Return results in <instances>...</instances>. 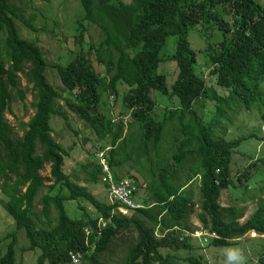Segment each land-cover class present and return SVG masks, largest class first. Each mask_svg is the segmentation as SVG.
Listing matches in <instances>:
<instances>
[{
    "label": "trees",
    "instance_id": "obj_1",
    "mask_svg": "<svg viewBox=\"0 0 264 264\" xmlns=\"http://www.w3.org/2000/svg\"><path fill=\"white\" fill-rule=\"evenodd\" d=\"M80 4L84 15L76 20L75 36V47L79 44L80 50L66 64H50L38 39L21 36L17 21H22V8L14 0H0V190L7 198L8 213L15 218L16 227L23 229L30 239L28 251L40 247L48 256L53 254L57 264H65L63 259L73 247L82 252V264H98L102 252L99 231L95 222L88 220L89 212L80 200H90L107 209L109 232L111 228L128 229L131 225L139 230V241L128 253L130 264H182L185 258L178 254L192 249L180 239L182 231L189 229L185 222L195 210L191 185L185 190L182 186H170L167 195L156 196V200L174 196L167 204L161 202L148 211L139 209L137 216L128 219L110 216L111 206L99 202L86 186L74 183L64 172L69 152L53 139L51 121L54 116L67 121L69 111L97 135L102 152L110 145L108 163L116 182L122 180L117 169L128 163H133L144 180H154L153 187L160 180L177 178L174 160L185 171L186 181L201 175L197 180L200 219L220 235L213 245L232 247L236 239L251 231L264 236V214L240 225L237 208L221 205L223 192L242 183L241 178L238 184L231 179L236 151L253 139L264 143V137L251 133L227 141L216 132L224 123L222 120L230 121V114L237 112V108L249 111L255 107L264 122V6L256 0H80ZM85 23L100 29L103 39L98 44L86 41ZM26 25L35 30L27 22ZM192 31L206 45L203 50L197 49L198 53L189 40ZM170 37L176 38L175 49L163 58L162 49ZM206 51L207 59L202 62L199 54ZM166 61L174 62L178 69L171 84L166 65H161ZM93 62L102 66L103 71L97 70ZM48 68L57 71L63 85L60 90L48 84ZM206 70L216 79L215 85L208 86ZM20 73L32 84L37 97L33 103L35 114L23 123L22 137L15 136L5 118L6 112L11 111L10 88L18 87ZM121 86L127 88L123 94ZM215 86L226 93L220 94ZM18 91L24 100V92ZM156 92L171 100L177 98L178 105L173 109L163 105L161 98L154 96ZM112 95L115 99L122 97L133 123L140 124L133 142L124 137V121L114 122L102 108ZM212 101L216 107L214 115L209 120L200 118L195 106ZM159 105L166 110L158 117ZM88 141L83 139V144ZM170 159L172 166L168 164ZM258 159L254 157L250 164L242 166L248 178L264 176V158L260 164ZM142 161L149 165L147 174L140 165ZM48 163L55 180L50 186L44 184L45 178L40 174ZM91 165L87 163L82 168L86 170ZM96 168L87 173L89 179L85 181L99 180L100 166L97 164ZM122 177L141 182L130 172ZM104 187L109 188L107 184ZM45 189L48 192L41 194ZM73 200L78 201L81 216L68 213L65 203ZM35 201L41 202L47 222L35 213ZM52 205L56 207V219L51 216ZM157 226H161L162 232L176 226L178 229L157 239ZM86 227L92 230L91 235L86 234ZM14 245L15 241L11 243V254L2 256L0 264H14ZM161 247L168 249L163 257L158 251ZM258 257V264H264V250ZM191 260L193 264H202L196 258ZM42 263L40 259L38 264Z\"/></svg>",
    "mask_w": 264,
    "mask_h": 264
},
{
    "label": "rangeland",
    "instance_id": "obj_2",
    "mask_svg": "<svg viewBox=\"0 0 264 264\" xmlns=\"http://www.w3.org/2000/svg\"><path fill=\"white\" fill-rule=\"evenodd\" d=\"M16 5L22 8V21H17V27L19 28L20 34L24 39L34 40L38 39V45L44 53V57L50 64H66L71 61L76 52L80 50V45L77 44L75 47V36L77 32V23L76 20L82 18L84 15L83 8L81 7L80 0H14ZM257 2L264 5V0H256ZM27 24L31 25L35 30L29 28ZM87 31L85 39L88 43L98 44L102 39L103 35L100 32V29L95 25H87L85 23ZM195 36V37H194ZM190 43L193 49L197 52V49L203 50L206 45L205 42H202L197 34L192 31L189 35ZM175 37H170L167 41L166 46L162 49V57L170 56L175 49ZM89 45H86V50ZM208 48V46H207ZM75 49V50H74ZM74 51V52H73ZM91 55V59L94 55V52ZM198 53V52H197ZM199 58L202 62L207 59V51L204 55L199 54ZM97 70L103 71V67L93 62ZM161 65H166L164 68L168 74V82L171 84L177 76V67L172 61H166ZM29 65L26 66V71L28 70ZM203 70V68H202ZM210 70L205 71V77L208 81V86L215 85L216 79L209 75ZM159 72H161L159 68ZM46 77L48 84L54 88L60 90L63 88V85L59 79L58 73L55 69L48 68L46 71ZM19 84L17 88H10L12 103L11 111L6 112L5 118L8 120V123L14 128L15 136L22 137L25 131L23 123H28L32 116L35 114V109L33 103L37 101L36 92L32 89V84H29L24 74H19ZM220 94H225L226 91L215 86ZM22 90L25 94V99L22 100L19 95V91ZM127 91V88L124 86L120 87V92L123 94ZM154 96L161 98L163 105L170 106L173 109L179 103L177 98L173 100L169 99L166 96H162L159 93H154ZM116 101V102H115ZM60 104L64 105L62 100L59 101ZM159 103L160 100H158ZM159 105L156 109V115L162 116L165 113V106ZM107 116L111 117L113 121L123 120L126 124V129L124 137L129 138L131 135L135 134L137 131V124H133V120L130 116V113L125 109L122 103V97L115 99L112 95L106 98L105 102L102 104V108ZM195 108L198 111L199 117L209 120L212 117V114L215 110V105L211 102H202L201 105H196ZM226 124V122H224ZM51 127L53 129L52 137L56 143L66 149L69 154L65 157L63 170L66 174L70 175L74 183H78L81 186H86L93 194H95L99 199L106 200V188L104 184L100 181V178L97 182L85 181L89 179L87 177L88 172H93L96 169V161L100 159V162H105L104 157L101 154H104L106 158L109 157L108 149L110 145L105 147V151H101L99 148L102 145L97 138V135L87 126L84 122L79 120L77 116L71 111L68 112V120L66 121L60 116H54L51 121ZM224 128L226 131H224ZM221 134L224 139L227 141L233 140L238 136H246L248 134L261 133L260 136L264 137V123H262V117L260 113L254 109L250 111H244L243 108H237V112L230 114V122L227 126L221 125ZM83 139H88L89 141L86 144H83ZM123 141L121 140L120 143ZM38 153L41 154L40 149ZM121 151V155H122ZM123 156V155H122ZM264 143H260L258 140H250L242 144V146L236 151L233 159L232 169V182L238 184V180L235 175L241 171L242 166L251 163V160L254 157H258V163L264 157ZM252 157V158H250ZM172 161L170 159V164ZM87 163H92L90 167H87L86 170L82 168V165ZM167 164V165H168ZM144 168V174H147L148 163L142 161L140 163ZM117 172L120 176H126L127 172H130L133 175H136L140 178L142 183L146 185V181L142 178V173H138L133 168V163H128L127 165L117 169ZM246 173V172H245ZM40 174L45 178L44 184L50 186L54 184L55 180L51 175V164L48 163L45 165L44 170ZM140 183V181H139ZM2 184V180H0ZM249 186V188H248ZM195 195L199 196L198 183L193 185ZM26 188V187H25ZM48 189L43 190L41 194H46ZM57 192V191H56ZM67 192V191H65ZM264 193V176L259 174L258 176H251L248 183L239 185L237 188H230L227 191H224L221 196V205L228 207L233 205L237 208L241 217L239 218V224L243 225L251 219H257L261 214L250 215L253 209L244 205L239 207L247 202L253 201L251 195H255L257 199ZM141 195L143 201L150 199V193L143 187L139 189L138 195ZM0 196H2L0 190ZM6 198L5 196H2ZM198 200V199H197ZM232 201V202H231ZM35 207V213L39 216V219L44 223L48 220L42 214V204L37 202ZM68 213L74 217L79 216L78 213V201H67L65 203ZM254 208V207H253ZM56 207L51 206V216L53 219H56ZM2 210V209H1ZM74 214V215H73ZM201 209L199 204H195V210L191 214L185 225H187L191 230H203L204 223L201 221ZM35 216L33 217V219ZM264 219V215H263ZM14 219L9 216L4 210L0 212V241H5L6 235L10 234L9 231L14 229ZM8 225H11L9 227ZM25 231H17V242L19 245L18 248V257L24 254V250L29 247V240L25 236ZM127 232L123 234L126 235ZM132 232L128 233L130 236ZM138 238H132L127 241L125 244L114 248L115 251L120 252L124 256L127 255L128 251L134 243H136ZM235 245L230 246H208L203 244L202 238L199 240H194L190 245L194 246V250L190 254L191 257L186 259L183 264H193L192 258H196L201 261L203 264H230L231 261H234L236 264H258L259 254L264 250V236L259 235L254 232L246 233L243 237L235 240ZM229 248H231L229 250ZM163 253L166 254L168 251L163 250ZM40 251L28 252L25 258V264H37ZM108 254L104 253L101 255V258L106 257ZM181 258H186L188 252H180L178 254ZM19 264V260L17 263Z\"/></svg>",
    "mask_w": 264,
    "mask_h": 264
},
{
    "label": "clouds",
    "instance_id": "obj_3",
    "mask_svg": "<svg viewBox=\"0 0 264 264\" xmlns=\"http://www.w3.org/2000/svg\"><path fill=\"white\" fill-rule=\"evenodd\" d=\"M211 103H213L215 105V103L213 101ZM254 108L255 107H253L252 109H254ZM215 110H216V107H215ZM215 110H214V112H215ZM196 111H197V109H196ZM244 111H247V110L244 109ZM214 112H213L212 116L214 115ZM197 113H198V111H197ZM130 116H131V114H130ZM203 119H205V118H203ZM114 122H116V121H114ZM222 122H226V124L223 123V125L225 127L228 125V123L230 121L222 120ZM262 123H264L263 120H262ZM133 124H137V126H138L137 131L135 132V134L131 135L129 138L125 137L126 139L130 140L131 142H133V140L137 139V134L139 132L138 130L140 129L139 123H133ZM125 129H126V124H125ZM224 131H226L225 128H224ZM216 132H221V130L217 129ZM124 133H125V130H124ZM109 149L107 150L108 152H109ZM101 155L104 157L105 162L104 163L100 162V159H97L96 165L98 164L100 166L101 171L100 170H99L100 172L98 171V173H99L98 177L100 178V181L104 185L107 184L109 186V188H106L107 201L101 200L95 194L94 195L97 197L96 199L99 202L104 203L107 206H111L110 216L120 215V216H123L125 218L131 219V218L137 216V214H139V212H140V211H138L139 209H143V210H147V211L153 210L156 207H158L161 204V202L164 204H167L168 199H173L174 196L164 198V199L159 198L156 200L157 195H167L169 192L170 186H182L181 189L185 190L188 186L191 185L190 188L193 189L192 183L193 182L198 183L197 180L201 179V175L198 174L192 181H186L184 178V172L185 171L182 169V166L181 167L178 166V164L174 160L173 161L174 164L171 162V166L173 164L174 169L175 168L178 169L179 173L177 175V178L176 179H169V180L163 181V182L160 180L159 183L155 187H153L154 180H150V179H147V180L145 179V181L147 183L146 185H144L142 183V181L137 184V183H135L134 179H131L128 177H122V176L120 177V178H122V180H120L119 182H116V180L114 178V174L112 172V169L108 163L109 157L106 158L104 156V154H101ZM235 176H236L237 180H239V178H241L240 181H242V183L240 185L248 183L249 179H250V177L249 178L247 177V174L245 173L244 169H241V171L238 172V174ZM231 177H232V169H231ZM240 181H238V183H240ZM141 187L145 188L151 195L150 199H147L143 202H141L142 201L141 195L140 194L138 195L139 189ZM248 188H249V186H248ZM123 191H126L128 193V197L130 198L134 207H130L121 199L120 196H121V194H123L122 193ZM193 191H194V189H193ZM2 196H0V212H3V210H4L9 215L8 209H7V202H6L7 198H3ZM194 196H195V199H194L195 204L200 205V198H199V196L197 197L195 195V191H194ZM251 198H253V201H247V202L243 203L239 207V210L241 207L246 205L249 208L253 209V211L250 215H255V214H261L262 215V214H264V193H262V195L258 199L254 194L251 195ZM80 201L83 204L82 206H84L89 212V219L88 220L95 222V227L99 231V247L101 248L102 252L99 254V256L97 258L98 264H130L128 262V253L134 247V245L136 243H138V241H139V230L136 227H134L133 225H131L128 229L127 228H123V229L111 228L112 231L109 232V230H107V223H108L109 219H107L105 217V215H107V209L101 207L99 204L98 205L95 204L93 201H90V200L89 201L80 200ZM84 201H86V202H84ZM36 204H37V201H35V204H34L35 207L37 206ZM52 206H54V205H52ZM228 207H230V205ZM261 212H263V213H261ZM201 213H202V211H201ZM81 214H82V212H81ZM9 216H11V215H9ZM79 216H81V215H79ZM11 217L14 219L13 222H14L15 226H14V229L12 231H9L10 234L6 235L5 241H8V242H4L3 240L0 241V258L6 254H11V252H12L11 243L13 241H15V245H14L15 262H14V264L17 263V260H19V264H25L26 254L28 252L29 253L35 252L37 250L40 251V255L38 257L37 264H38L40 259L43 262L42 264H57L58 259L54 258L53 254H51V256L50 255L48 256L44 251H42V249L40 247H36L35 249H33L34 251H28L29 247H27L24 250V254H22L20 257H18L17 252H18L19 245L17 242L18 237H17L16 232L23 230V229H18L16 227L15 218L13 216H11ZM161 217H162V215L159 216V220L161 219ZM8 226L11 227V225H8ZM177 229H178V227L176 226V227H173L170 229H166L165 231L162 232L161 227H159V228L155 229L154 236L157 239H161L164 236H166L168 233L176 231ZM84 230H85L87 235L92 234V230H90L89 228L86 227ZM102 230H107V231L105 234H102L101 233ZM203 230H205L206 232H203L200 230L193 231L190 228L184 229L182 231V235H181L180 239L183 241H186V243L190 245V243L192 242V238L194 240H197V239L199 240L200 238H202L203 244L208 245L206 247L212 246L213 241L220 239L219 233L211 231L210 228H207L205 225H203ZM125 232H127V234L123 236V234ZM130 232H132V234L129 236L128 233H130ZM24 233L26 236V232H24ZM11 234H15L16 236L11 237L10 236ZM105 236H109L110 239H106ZM26 238L29 240V243L31 245L30 239L27 236H26ZM132 238H138V240L136 243H134L132 245V247L130 248V250L128 251L126 256H124L120 252L114 250V248L125 244L127 241H129ZM190 246L192 247L191 250L185 249V250L181 251V252H188V256L185 258V260L189 259L191 257L190 254L194 250V246H192V245H190ZM213 246H216V245H213ZM163 250L167 251L168 249L163 248V247L158 249V251L162 255V257L165 255L163 253ZM104 253H107L108 255L104 258H101V255ZM82 258H83L82 252L79 251L78 249L72 247L68 251L67 256L63 260H64L65 264H82L83 263ZM185 260H183L182 264L184 263ZM87 264H90V263H87Z\"/></svg>",
    "mask_w": 264,
    "mask_h": 264
},
{
    "label": "built area",
    "instance_id": "obj_4",
    "mask_svg": "<svg viewBox=\"0 0 264 264\" xmlns=\"http://www.w3.org/2000/svg\"><path fill=\"white\" fill-rule=\"evenodd\" d=\"M123 194H121V199L130 207H134L133 203L131 202L130 198L128 197V193L126 191L122 192Z\"/></svg>",
    "mask_w": 264,
    "mask_h": 264
},
{
    "label": "crops",
    "instance_id": "obj_5",
    "mask_svg": "<svg viewBox=\"0 0 264 264\" xmlns=\"http://www.w3.org/2000/svg\"><path fill=\"white\" fill-rule=\"evenodd\" d=\"M159 227H161V226H157L156 228H159Z\"/></svg>",
    "mask_w": 264,
    "mask_h": 264
}]
</instances>
